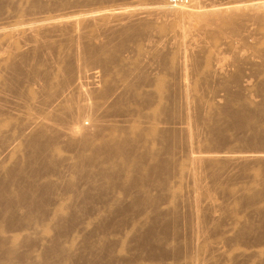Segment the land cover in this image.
<instances>
[{
	"label": "rangeland",
	"instance_id": "obj_1",
	"mask_svg": "<svg viewBox=\"0 0 264 264\" xmlns=\"http://www.w3.org/2000/svg\"><path fill=\"white\" fill-rule=\"evenodd\" d=\"M155 2L0 0V264H264V22L256 45L243 17L189 46L181 37L199 25L149 10ZM135 5L143 13L25 29ZM183 79L214 202L199 242Z\"/></svg>",
	"mask_w": 264,
	"mask_h": 264
},
{
	"label": "bare ground",
	"instance_id": "obj_2",
	"mask_svg": "<svg viewBox=\"0 0 264 264\" xmlns=\"http://www.w3.org/2000/svg\"><path fill=\"white\" fill-rule=\"evenodd\" d=\"M155 1L156 2L153 4V6L149 8V10H157L162 13L169 14L168 16L172 15L175 17L176 16L178 17L181 16L183 18L186 17L185 19L188 18L187 24L191 27L195 25L197 26L199 25L200 32L198 31V33L193 34L192 36H185V34H183L182 35L183 37H181V40L184 43H187V45L189 44V46H193V44L198 43L199 40L203 39L205 34L214 32V30L221 29L222 27L229 28L231 24H233L234 22H238L236 19H240L243 17L250 18L254 25L256 23V26H248V28L242 31L241 36L245 40H251L252 44L256 45L257 42L254 39V36L257 33H260V30L257 27V23L264 22V0H251L247 4H238V5L229 6V7L224 6V8H221L222 6H219L220 0H192L191 5H188L187 7H185L186 5H182V7H180L181 5L179 6L178 4V7L180 8L176 9L175 7V10H173L172 7L177 6V5H172L171 9H169L170 7H167L162 0H155ZM183 6L185 8H183ZM142 8L143 7H140L139 5H135V6L124 7V8L117 7V8L95 9V10H91L90 12H87L84 14L81 13L80 15H77L76 17H72L70 14H64V15H59L55 18H46V19H42L39 21H31L25 26V29L48 28L51 26L61 27L71 22L73 19L92 21V20L103 18L105 16L115 17V16H121L127 13H137L138 14V13H143V9L145 8L143 9ZM19 29L21 30V28H17V30ZM6 31L7 30L5 27L0 26V35L5 33ZM14 32L18 33L17 31H14ZM223 43L225 45H228V44L232 45L233 41L230 39H225L223 40ZM187 45L185 46L184 44L185 47H187ZM189 50L190 51L184 50V52L181 53V57H180L181 60L178 63V69L184 74L187 71V67H188L187 58L189 57V53L191 52L192 48ZM234 51L238 54H243L245 50L243 47L238 45V47L237 46L234 47ZM216 60H217V64L215 66L216 67L215 71L221 75L226 70V67L229 66V63L223 58H218ZM16 66H18L17 63L15 66H13L15 67L14 73L18 74L19 66L18 67ZM187 81L186 79H183L181 82V86H180V91L182 92V95H183L182 113L184 116L183 121L181 123V127L184 128L183 134H184L185 144H186V153H187V157H188V161H189V165L191 169L187 173V178H188L187 181L190 186V190H191L190 193L192 194V197H190V201H189V206L191 210V219L192 221L196 222V224L198 225L197 232L195 233L194 231H192V236L194 239H196L195 240L196 242H199V240L201 239V236L199 234L200 232L199 226L201 225V221H202L201 212H203L202 210L204 209L203 203H206L209 206L208 209H210V207H213L214 202L212 201L211 197H209L208 195V191L206 189L207 187L206 180H205L206 176H204L205 172L204 173L202 172V170L205 168L206 163L209 161V159L203 155L204 151L202 153L201 149H199L200 148L199 143L201 142L199 141L200 136L198 132H196L197 130L194 131L195 129L193 128L194 126L192 124L193 119L191 120V117H192L191 109L193 106V103L191 102L193 101H191V98H190L189 84ZM248 83L245 82L244 84L250 86L249 85L250 83L249 84ZM197 147L200 151L196 150ZM159 162L161 161L158 160V164ZM164 165L162 162V164L160 163L159 165H156L154 168L157 169L159 167L161 168L162 166L163 167L168 166V164H166L165 166ZM203 180L205 181V184ZM187 264H196V262L192 261V262H188Z\"/></svg>",
	"mask_w": 264,
	"mask_h": 264
},
{
	"label": "built area",
	"instance_id": "obj_3",
	"mask_svg": "<svg viewBox=\"0 0 264 264\" xmlns=\"http://www.w3.org/2000/svg\"><path fill=\"white\" fill-rule=\"evenodd\" d=\"M171 5L186 4L188 0H168Z\"/></svg>",
	"mask_w": 264,
	"mask_h": 264
}]
</instances>
